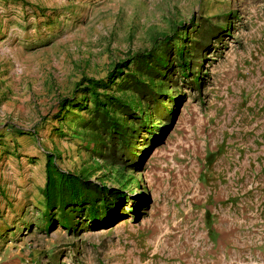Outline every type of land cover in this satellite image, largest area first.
<instances>
[{
  "label": "rangeland",
  "instance_id": "obj_1",
  "mask_svg": "<svg viewBox=\"0 0 264 264\" xmlns=\"http://www.w3.org/2000/svg\"><path fill=\"white\" fill-rule=\"evenodd\" d=\"M147 65L153 130L103 166L94 92L133 101ZM48 152L106 217L48 229ZM0 264H264V0H0Z\"/></svg>",
  "mask_w": 264,
  "mask_h": 264
},
{
  "label": "trees",
  "instance_id": "obj_2",
  "mask_svg": "<svg viewBox=\"0 0 264 264\" xmlns=\"http://www.w3.org/2000/svg\"><path fill=\"white\" fill-rule=\"evenodd\" d=\"M178 55L183 58L182 67L184 73H187L188 63L184 58L182 51ZM153 67L147 65V69H141L149 75V79L142 77L137 73H131V89L134 92L133 101H128L120 96L112 93L100 96L99 92H94L96 99V108L92 118L93 125H99L106 131V136L109 141V146L101 155L104 160L103 166H115L116 155L118 149L120 156L133 155V142L131 141L132 132L136 129L129 124V119L135 118L140 120L141 128L152 131L151 126L146 123L147 112L144 110L140 116L133 115V108L137 104L139 106L144 103L146 98L155 99L157 103V94L154 87L156 85L155 76L152 75ZM194 83H199V80L194 79ZM114 110L124 109V114L127 116L122 120L117 118L112 113ZM150 115V114H148ZM58 154L48 152L45 158V183L42 189L43 202L45 205V215L48 217V229H54L56 221L53 218L56 211L60 212V223H66L71 227L70 214L71 210H79L84 212L88 217L95 221L106 217L109 212L108 202L109 195L114 191L109 186L92 180L90 177L83 174H77L71 170H64L58 163Z\"/></svg>",
  "mask_w": 264,
  "mask_h": 264
}]
</instances>
